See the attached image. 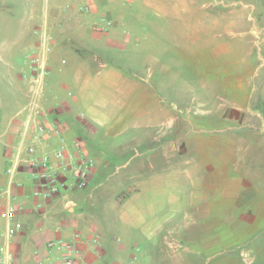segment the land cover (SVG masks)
Instances as JSON below:
<instances>
[{"label":"crops","instance_id":"obj_1","mask_svg":"<svg viewBox=\"0 0 264 264\" xmlns=\"http://www.w3.org/2000/svg\"><path fill=\"white\" fill-rule=\"evenodd\" d=\"M87 4L90 11L84 8ZM91 4L93 0H46L40 11L28 12L23 43L18 46L28 65L27 77L13 61L14 43L0 46V192L9 188L6 168L28 115L26 107L36 96L38 117L58 122L67 137L81 140L94 159L89 182L112 174V158L121 162L115 165L123 170L115 178V186L97 182L86 195L108 194V190L102 191L108 186L113 196L125 193L124 199L114 201L125 206L123 220L128 221L129 211L141 209L135 200L144 189L160 192L156 186L166 176L173 181L201 176L200 158L184 156L200 142L177 140L176 116L168 101L174 94L170 78L174 68L192 63L186 54L183 61L177 60L175 52L190 49L197 27L192 13L199 9L194 0H104L103 10H93ZM98 20L103 22L102 31L88 28ZM207 35L199 42L219 40L214 25ZM41 36L50 50L41 62L48 72L38 92L31 78L37 62L26 61L27 51L37 48ZM199 42L194 43L201 46ZM84 50L88 53L83 54ZM139 67L145 69L139 71ZM17 179L22 184L11 189L16 194L13 201L20 206L23 228L7 240L4 231L9 221L0 217V249L7 243L15 264H57L60 251L49 252L45 247L48 240L70 238L75 232L83 238L97 236L87 233L89 222L77 210L80 194L64 191L54 198L35 197L27 173L21 171ZM9 201L4 196L0 209ZM190 208L202 216L210 210L208 205ZM251 211L236 215L237 220L252 226ZM97 238V242L79 244V263L118 264L108 263L109 244ZM245 260L249 262L251 257Z\"/></svg>","mask_w":264,"mask_h":264},{"label":"rangeland","instance_id":"obj_2","mask_svg":"<svg viewBox=\"0 0 264 264\" xmlns=\"http://www.w3.org/2000/svg\"><path fill=\"white\" fill-rule=\"evenodd\" d=\"M45 1L0 0V46L14 43L13 61L25 77L28 65L18 46L23 43L28 12L40 11ZM93 1V10H103L104 0ZM194 1L199 10L192 13L197 26L193 42L186 52H175L177 60L183 61L186 54L192 63L174 68L170 77L174 94L168 101L176 116L177 140L200 142L184 156L200 158L201 176L190 181L166 176L156 186L160 192L144 189L135 200L141 209L129 211L128 221L123 220L125 206L114 201L126 194L109 192L123 172L116 169L121 162L115 158L111 175L72 192L81 196L77 210L89 222L87 233L108 242V263L264 264V0ZM213 25L219 40L199 42ZM88 28L102 31L103 22ZM44 38L37 40L36 49L27 51V64L37 62L31 75L46 56ZM28 86L27 81V92ZM185 150L182 144L181 153ZM97 182L110 184L101 188L108 194L87 196ZM191 205H208L210 210L202 216ZM248 209L250 227L249 221L236 216L248 214ZM246 256L251 257L249 262Z\"/></svg>","mask_w":264,"mask_h":264},{"label":"built area","instance_id":"obj_3","mask_svg":"<svg viewBox=\"0 0 264 264\" xmlns=\"http://www.w3.org/2000/svg\"><path fill=\"white\" fill-rule=\"evenodd\" d=\"M84 8L87 10L89 7L84 5ZM44 50L49 51L50 46L44 44ZM47 72L44 64H39V71L32 72L31 77L38 92L45 83L44 76ZM35 98L26 107L28 115L22 122L16 151L6 168L9 188L6 192H0V202L4 196L11 200L4 209H0V217L9 221L4 231L7 240L23 228L18 217L20 206L13 201L16 194L11 189L14 184H22L17 179L21 171L29 176L31 191L35 197L54 198L64 191L85 188L94 166V159L88 155L81 140L69 139L58 122L38 117ZM97 240V236L83 238L79 232H75L70 238L48 240L45 247L49 252L54 249L60 251L57 264H80L79 244ZM0 264H15L14 255L7 243L0 249Z\"/></svg>","mask_w":264,"mask_h":264},{"label":"bare ground","instance_id":"obj_4","mask_svg":"<svg viewBox=\"0 0 264 264\" xmlns=\"http://www.w3.org/2000/svg\"><path fill=\"white\" fill-rule=\"evenodd\" d=\"M223 51H224V49H223Z\"/></svg>","mask_w":264,"mask_h":264}]
</instances>
